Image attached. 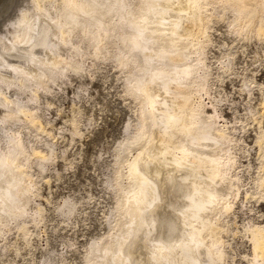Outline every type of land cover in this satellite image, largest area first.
Returning <instances> with one entry per match:
<instances>
[{
    "label": "bare ground",
    "instance_id": "obj_1",
    "mask_svg": "<svg viewBox=\"0 0 264 264\" xmlns=\"http://www.w3.org/2000/svg\"><path fill=\"white\" fill-rule=\"evenodd\" d=\"M34 1L36 10L43 11L45 6H42L41 0ZM217 1L223 3L227 10L229 8L232 10V15L235 14L233 21H239L244 27L249 28L250 24L255 22L253 15L260 13L259 10H264V0ZM217 1H47L46 9L55 12V16L52 14L54 21L62 29L65 38L70 40L69 42L76 36L81 38L80 42L78 41L79 45L72 46L73 48L65 55L72 67L71 71L82 67L81 58L90 50L100 51L101 54L105 48L107 52L114 50L112 55L110 52L104 53L107 55L110 53L109 58L112 57L113 60L115 58L116 63L122 69L125 68L122 76L126 85L125 90L138 105L136 122L132 125L131 133L120 142L111 176L110 183H113L111 186L115 187L116 195L108 217L109 228L103 235L90 241L81 264H226L227 253L220 237L222 224L219 223V216L232 210L234 204L230 199L232 195L236 196L238 193L239 177L233 173L236 168L235 157L229 151V143L233 137L231 139L229 132H226V126H217L213 110L205 109L202 101L193 100L194 95H198L201 89L206 88L209 77L210 69L206 66L204 48L207 41L206 27L208 28L210 22L208 19H211L212 15L206 12L210 6L213 10L209 8V12L218 9ZM227 10L223 8L221 12ZM44 17L43 14L38 17L39 22L34 23L37 19L32 16L30 24L27 25L30 26L29 29L35 31L25 29V25L24 29L19 27L20 29L14 33L15 44L22 43L24 46L28 44L33 48L45 42L47 45L51 34L50 26L48 27L50 22L45 24L44 19L47 17ZM50 19L51 17L48 20ZM259 20H256L257 23ZM21 24L19 22L18 25ZM261 24L255 28V32L262 31L259 30ZM52 27L57 31V27L53 25ZM78 27L81 30L78 29L76 32ZM112 43L115 48L112 49L111 46L107 48ZM3 47L5 51L13 49L12 44L4 43ZM29 50L28 47L27 51ZM58 56L60 57L59 54ZM50 61L49 64L43 65L45 74L40 73L36 78L34 75V78H30L32 80L30 85L26 79L28 75L20 76L16 82L0 73V97H4L0 104L7 110L8 107L11 109L0 115V122L4 124L12 121L14 116L11 107L16 108L17 112L33 115V111H28L26 105L17 99L6 97L4 91L11 86H17L16 88L23 92L28 89L27 97L33 100L39 88L48 87V81L54 82L55 77L51 76V73L61 72L56 67L57 59ZM14 68L17 69L16 66ZM47 74L49 76L45 80L44 75ZM31 84L32 89L29 90ZM4 99L6 104L3 103ZM3 132L6 135L7 146L0 148V230L7 226L10 219L20 217L22 214L20 212L24 210L29 199L26 192L28 189L32 190L35 185L29 172L31 168L27 169L30 167L29 164H22L23 161L20 160L22 157L18 158L24 153L21 149H25L22 148V137L18 133L15 134L16 131L12 134H8L7 130ZM133 149L136 150L134 156L127 159V154ZM44 156L46 155H43V158ZM46 157L48 159V155ZM19 160L22 161L21 164ZM123 164H126V171H123ZM23 173L27 180L22 177ZM263 183L264 176L259 179L258 187L264 185ZM22 192L28 196L22 197L21 201L20 197L25 195H21ZM262 198L264 199V196ZM39 208V206L34 208L35 211L32 212L34 214L28 216L32 218L33 223L34 215L38 216L42 212ZM26 209H29V206ZM25 224L20 227L18 224L17 227L27 230L24 229ZM143 228L146 229V233ZM158 229L164 237L160 238V241L155 240L157 242L149 254L145 253L144 249L139 256L140 260L133 261L138 245L146 244V247H149L151 238L148 240L146 237ZM223 230L227 229L223 227ZM247 230L253 246L252 259L258 264H264V227L249 226ZM25 235L24 233V237ZM137 236H140V239H137Z\"/></svg>",
    "mask_w": 264,
    "mask_h": 264
},
{
    "label": "rangeland",
    "instance_id": "obj_2",
    "mask_svg": "<svg viewBox=\"0 0 264 264\" xmlns=\"http://www.w3.org/2000/svg\"><path fill=\"white\" fill-rule=\"evenodd\" d=\"M47 1L49 0H41L44 10L37 11L33 5L34 0H0V73L16 82L20 76L28 75L29 78L26 79L30 85V78H34V75L36 78L40 73L45 74L43 65L49 64L50 59H57L56 67L62 73H51L55 77L54 82L48 81V87L39 88L33 100L27 97L28 89L27 93L17 89V86H11L4 91L6 97L17 99L26 105L28 111H33L34 117L27 112H17L16 108L11 107L14 117L11 122H0L1 128L6 127L0 130H7L8 134L16 131L15 134L22 137V148L25 149L21 151L24 155L20 154L18 158H23H20L22 164H29L27 169L31 168L29 172L35 184L32 190L36 191H25L29 196L22 192L21 195H25L20 197L21 201L25 196L30 199L23 208L25 211L21 210L20 217L8 220L7 226L0 230V264L82 263L90 241L103 235L109 228L108 217L116 195V189L110 183L111 176L120 142L131 133L138 112L137 101L125 90L124 77L122 78L125 68L122 69L115 58H109L114 50H108L111 55L105 54L108 53L106 48L102 54L100 51L90 50L84 58L82 56V67L77 69L78 72L71 71L72 67L65 55L81 38L76 36L71 42L65 38L62 29L54 21L55 12L46 9ZM217 3L218 9L212 11L210 6L206 12L212 15L208 19L209 26L206 27L207 41L204 48L206 66L210 69L209 77L206 88L194 95L193 100H200L205 109L213 110L217 126H226V132H229L230 138L233 137L229 143V151L235 157L236 168L233 173L239 177L238 193L230 199L234 204L232 212L219 216V223L222 224V232L219 234L227 253L225 263L258 264L252 259L253 246L247 228L256 225L264 227V185L258 187L259 179L264 176V10L257 12L260 15H253L255 22L249 28L239 21H233L235 14L232 15V10H227L221 2ZM209 8L212 9L210 12ZM223 8L227 11L221 12ZM43 14L47 17L44 19L45 24L50 22L48 27L50 26L51 34L47 45L45 42L34 49L28 44H15L13 39L17 29H24L26 26L25 29L31 30L27 24H30L32 16L37 19L34 23H38V17ZM48 16L51 17L50 20ZM230 17H233L232 20ZM256 20H259V24L262 23V29L259 30L263 32L258 31L260 35L255 32L259 25ZM19 22L22 24L18 25ZM52 25L57 27L58 32ZM77 30L80 31L81 28L78 27L75 31L78 32ZM2 40L3 44H12L13 49L5 51ZM110 46L115 48L114 43L107 48ZM13 64H17V69ZM48 76L44 75L45 80ZM28 88L32 89V84ZM3 98L0 97V103ZM3 103L6 104L5 99ZM3 106L0 104V115L11 110L10 107L7 110ZM3 131H0V148L7 146ZM135 152V149L131 150L127 159H131ZM43 155H48V159L46 156L43 158ZM20 160L19 164L22 162ZM122 166L123 171H126V164ZM22 177L27 180L24 173ZM28 206L29 209H26ZM38 206L42 212L38 216L34 215L33 223L30 215ZM23 223H26L24 229L27 230L17 227ZM223 227L227 230H223ZM143 231L146 233V229L143 228ZM162 235L159 229L152 231L146 237L148 240L151 238L149 247L146 244L138 245L133 261L140 260L139 256L144 249L149 254L157 242L155 240L160 241L164 237ZM136 238L140 239V236Z\"/></svg>",
    "mask_w": 264,
    "mask_h": 264
}]
</instances>
